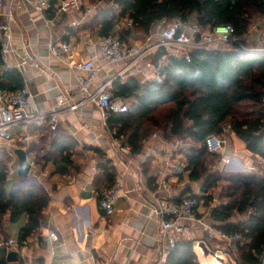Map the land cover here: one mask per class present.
I'll use <instances>...</instances> for the list:
<instances>
[{
  "label": "crops",
  "instance_id": "crops-1",
  "mask_svg": "<svg viewBox=\"0 0 264 264\" xmlns=\"http://www.w3.org/2000/svg\"><path fill=\"white\" fill-rule=\"evenodd\" d=\"M1 1L0 20L9 22L13 35V51L8 54L6 66L16 69L22 76L23 84L28 87L30 95L28 112L34 117L30 123L20 124L9 130L13 141L5 143L0 140V152H6L10 157L7 165V191L9 193L14 184L26 177L19 174L21 158L24 157L30 167L27 176L38 178L42 188L50 196V202L43 211V222L22 246L18 245L17 237L27 218L24 217L18 223H10L6 217V236L0 234V238L4 242L8 239L14 240L13 246L5 247L8 253L14 252L18 256L16 262H6L164 264L170 249L167 241L158 234L160 220L154 214L156 199L167 197L175 200L180 196L196 195L200 206L195 218L184 223L185 230L180 240L194 241V250L198 253L200 264H216L214 254L220 256L219 264H232L233 261L240 264L236 254L239 242L227 247L220 234L238 233H228L222 228H233L248 222L252 209L248 208L243 212L233 210L230 218L223 223L215 221L212 212L220 205L228 203L224 196L228 180L238 179L253 183L264 179L263 160L248 152L244 143L236 137L241 142V149L248 154L244 161L246 167L236 157L235 142L228 141L224 152L216 154L218 157L215 160L209 159L206 163L208 173L199 181L191 182L187 171L188 142L176 138L167 140L161 131H157L145 139L140 153L133 154L130 149V154L124 155L114 143L111 132L116 129L111 130L107 124L110 116L104 120L98 108L84 102L75 111L60 110L58 134H68L77 146L71 151L73 168L70 172L64 176L53 175L52 163L42 157L50 151L52 140L58 134L51 137L47 118L41 117L51 112L61 94L67 95L71 104L81 103L84 96L78 89V78L86 74L69 70L55 61L50 54V45L71 43L81 57L97 56L95 64L99 71L92 82L91 91L112 79L121 82L128 78L139 82L154 80V69L141 61L125 70L128 59L111 65L99 57L98 41L101 36L96 29L92 30L88 26L97 13L106 7L117 13L113 1L83 0L82 11L71 14L58 12L54 7L46 9L42 14L34 10L17 11L13 8L12 0ZM123 22L124 20L120 21ZM119 24L115 27V32L126 28L118 29ZM138 34L139 36L131 33L127 41L137 42L139 39L140 44L143 43L146 34ZM86 37L89 38V43L83 45L81 41ZM244 39L247 48L264 50V17L254 19ZM210 49L229 51L230 47L214 42ZM24 58H30L31 62L23 63ZM121 100L131 105L136 103L133 99ZM224 130L226 137L234 135L227 128ZM119 138L125 142L123 137ZM169 153L182 155L186 160V168L183 174L166 178L168 189L159 191L156 183L157 172L163 157ZM106 161L114 167L115 184L120 189V197L109 217H105L98 208V192L93 184V179L101 172L100 165ZM213 173L221 175L223 179L204 191L203 184L207 176ZM201 244L206 247L207 254H202L199 250ZM209 255L212 261L205 262L202 258H208Z\"/></svg>",
  "mask_w": 264,
  "mask_h": 264
},
{
  "label": "trees",
  "instance_id": "trees-1",
  "mask_svg": "<svg viewBox=\"0 0 264 264\" xmlns=\"http://www.w3.org/2000/svg\"><path fill=\"white\" fill-rule=\"evenodd\" d=\"M51 7L58 0H49ZM94 2L99 0H92ZM116 13L108 7L91 20L88 28L101 37L112 33L121 20H131V28L115 33L127 41L131 33L147 34L157 21L181 18L194 19L203 29L230 25L234 35L229 51L198 50L185 57H173L162 50L153 58L158 80L139 82L128 78L116 80L110 92L113 98L133 99L131 112L110 114L107 124L123 137L133 154L142 151L145 139L161 131L165 139H180L189 144L187 154L188 179L199 181L209 171L206 163L218 155L209 153L205 139L220 135L228 129L241 140L251 154L264 162V51L247 48L244 37L257 17H264V0H113ZM136 42V41H135ZM263 49V48H260ZM1 50V40H0ZM23 79L16 69L5 67L0 55V88L15 92L22 88ZM77 143L68 134H58L50 151L42 157L53 165V175L64 176L73 168L72 150ZM102 156V155H101ZM10 157L0 152V234L5 235L6 219L18 223V245L30 237L43 222V211L50 202L49 193L42 187L8 193L7 165ZM101 172L93 179L97 192L115 185L116 171L110 162L100 165ZM223 178L217 173L207 176L203 190L214 187ZM224 196L226 205L212 212L215 221L226 222L233 210L252 209L248 222L224 231L238 232L242 239L237 247L240 264H263L264 250V179L253 183L228 180ZM199 198L196 195H191ZM181 197V196H180ZM179 197V198H180ZM176 198L174 201H178ZM7 217V218H6ZM6 238V237H5ZM4 238V239H5ZM194 241L179 240L168 253L164 264H200ZM7 249L0 248V264L6 262ZM19 264H23L19 262Z\"/></svg>",
  "mask_w": 264,
  "mask_h": 264
},
{
  "label": "built area",
  "instance_id": "built-area-1",
  "mask_svg": "<svg viewBox=\"0 0 264 264\" xmlns=\"http://www.w3.org/2000/svg\"><path fill=\"white\" fill-rule=\"evenodd\" d=\"M12 2L14 10H34L39 14H42L46 9L51 7L49 0H12ZM1 6L2 1L0 0V7ZM53 7L58 12L69 14L79 13L83 9L80 0H60ZM7 16L10 17L9 15ZM132 26L131 20H124L117 28H131ZM234 32V28L230 25L215 26L205 30L194 19L183 20L179 17L171 20L162 19L152 25L146 34L145 41L137 47L120 41L115 31L107 36L99 38V57L105 60L107 64L111 65L118 64L122 60L128 59L129 63L125 70L132 68V66L136 65L138 62L145 61L147 67L154 69V76H156L154 80H158L159 75L156 73L153 64V58L158 52L164 50L168 52L170 56L185 57L189 60L190 53L198 50L209 51L211 50L210 45L214 42L228 45ZM12 38L13 35L9 22L0 20V55L6 69L8 54L13 51L11 47ZM81 43L87 45L89 43V38L86 37ZM50 54L55 61L67 69L86 74L84 77L78 78V89L84 96L81 103L71 104L69 103V97L61 94L57 97L56 105L51 112L47 116L41 117V119L47 118L48 130L51 137H55L60 130V110L75 111L81 104L88 102L98 108L104 120H106L110 114L118 115L131 112L136 105V103L131 105L121 99L112 97L110 88L114 79L101 84L96 90H90L92 82L99 71V68L95 64L97 56L91 55L88 57H81V55L75 51L71 43L63 42L50 45ZM22 62L30 63L31 59L24 58ZM29 98V90L25 84L15 92H8L0 88L1 141L10 143L13 141V137L9 130L20 124H28L34 119L33 115L28 112ZM225 132L226 130H223L220 135L212 134L205 139L204 144L209 153L222 154L224 152L228 143ZM111 133L119 151L124 155H129V146L125 144L123 139L116 137V130H112ZM147 156L149 155L147 154ZM229 161L230 160H226V162ZM185 168L186 160L182 155L169 153L164 156L160 169L157 172V190H167L168 183L166 178L177 177L183 174ZM31 186L40 188L42 184L38 178L28 175L14 184L10 193L19 190H28ZM97 197L100 212L105 217H109L113 213L115 204L120 197L119 186L115 184L113 187L101 189L97 193ZM199 206L200 201L191 195L182 196L178 201L171 200L167 197H158L156 199L154 214L159 216L160 220L158 234L163 240L167 241L170 250L175 247L177 241H179L183 235L185 230L184 223L195 218ZM220 238L227 247L236 244L242 239L241 235L238 233L232 235L221 233ZM14 244L15 241L12 239H8L4 242L0 238V248L2 246L11 247ZM199 250L203 254L200 247ZM262 254V258L264 259V250ZM213 258L216 264L220 263V256L214 254Z\"/></svg>",
  "mask_w": 264,
  "mask_h": 264
},
{
  "label": "rangeland",
  "instance_id": "rangeland-1",
  "mask_svg": "<svg viewBox=\"0 0 264 264\" xmlns=\"http://www.w3.org/2000/svg\"><path fill=\"white\" fill-rule=\"evenodd\" d=\"M82 1L83 0H81V2ZM111 1H113V0H105L104 2H111ZM107 5H109V4H107ZM137 36H139V34H137ZM138 42H139V39H137V42L131 41V42H129V44L130 45H134V46L137 47V46L140 45V42L139 43ZM229 46H230V44H229ZM227 140L229 141V143H231V142L234 143L235 142L234 150L236 151V157L242 162V166L245 168L246 165H245L244 161L246 160V157H248V154L245 152V150L241 149V142L234 135H228ZM196 254H198V253L196 252ZM202 259L205 262H211L212 261L211 260L212 257L210 255H209L208 258L207 257H203ZM263 261H264V259H263ZM232 264H238V263L236 261H233Z\"/></svg>",
  "mask_w": 264,
  "mask_h": 264
},
{
  "label": "water",
  "instance_id": "water-1",
  "mask_svg": "<svg viewBox=\"0 0 264 264\" xmlns=\"http://www.w3.org/2000/svg\"><path fill=\"white\" fill-rule=\"evenodd\" d=\"M29 164L26 163L25 158L22 157L21 158V166H20V171L19 174L21 177H25L28 174L29 171ZM199 247L202 249L204 254H207V249L204 246V244L199 245ZM7 262H16L18 260V256L16 255V253L14 252H9L7 254V258H6Z\"/></svg>",
  "mask_w": 264,
  "mask_h": 264
}]
</instances>
